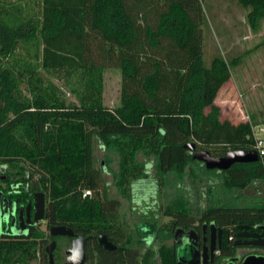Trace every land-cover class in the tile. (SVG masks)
I'll return each instance as SVG.
<instances>
[{"label":"trees","instance_id":"obj_1","mask_svg":"<svg viewBox=\"0 0 264 264\" xmlns=\"http://www.w3.org/2000/svg\"><path fill=\"white\" fill-rule=\"evenodd\" d=\"M47 1L0 0V160L13 168L23 164L29 195L43 192L47 226L65 225L86 238L120 227V202L107 195L92 165L94 136L117 150L123 194L145 179L144 164L136 161L140 151L154 155L158 174H164L191 162L200 167L186 142L214 156L255 149L250 123L232 127L221 121L220 107L212 101L236 60L214 56L204 64L202 0H79L77 55L65 53L71 61L57 64L40 59V41L59 35L65 25L62 9L52 8L49 20L42 21L39 10L49 9ZM234 1L247 8L246 20L257 29L264 0ZM18 48L24 52L20 58L14 52ZM40 67L61 79L76 102L68 101L51 79L40 77ZM106 68L120 75L113 106L102 101ZM23 78L29 96L18 89ZM219 172L228 187L243 188L251 178L264 181V156ZM158 184L163 185L161 178ZM164 211L191 219L182 208ZM199 213L221 226H264V197L255 206L216 204ZM36 247L35 240H1L0 264H28ZM117 252L105 251L108 264L119 259Z\"/></svg>","mask_w":264,"mask_h":264},{"label":"rangeland","instance_id":"obj_2","mask_svg":"<svg viewBox=\"0 0 264 264\" xmlns=\"http://www.w3.org/2000/svg\"><path fill=\"white\" fill-rule=\"evenodd\" d=\"M16 2L17 0H8ZM49 9L41 11L42 21L49 20V11L62 9L65 25L62 32L40 41V59L42 63H68L71 58L65 53L77 55L79 43V0H48ZM40 3L35 7L36 10ZM205 22L202 25L203 61L206 66L214 56H221L227 61L236 60L230 65L228 78L218 87L213 103L220 107V120L236 126L248 122L254 138L264 139V17L257 29H251L247 20V8L234 0H202ZM20 58L23 50L16 49ZM23 54V55H22ZM74 60V59H73ZM37 73L42 78H49L66 92L68 101H75L73 94L63 86L62 80L51 70L40 67ZM119 71L106 68L103 72L102 101L106 106L118 103L120 95ZM18 89L22 95L29 96V88L23 78ZM155 156L136 154V161L144 164V177L133 182L126 194L118 186L119 154L104 140L94 136L92 139V165L100 171L109 197L120 201L121 220L127 238L132 242L135 236L134 224L151 222L154 226L167 219L165 208H182L194 214L216 204L231 206H255L263 201L264 181L251 178L245 187L233 188L225 185L224 170L206 169L202 162L194 166L191 162L182 169L158 174ZM200 163V164H199ZM192 171H190L191 169ZM228 170V169H227ZM160 178L163 185H159ZM39 231L47 237L45 221L40 223ZM134 238V240H133ZM137 240V239H136ZM142 252V242L140 243ZM263 251V250H260ZM30 264H36L35 262Z\"/></svg>","mask_w":264,"mask_h":264},{"label":"flooded vegetation","instance_id":"obj_3","mask_svg":"<svg viewBox=\"0 0 264 264\" xmlns=\"http://www.w3.org/2000/svg\"><path fill=\"white\" fill-rule=\"evenodd\" d=\"M25 172L23 164L13 168L10 161L0 160V241L35 240L37 242L35 257L28 264L33 262L42 264L43 259L46 264H51L46 250L51 241L55 243L52 249V264H64L72 240L79 235L83 238L85 254L83 264H108L104 253L113 250L118 251L119 259L112 264H241L244 258L252 253L264 254V248L249 243L254 239L251 233H260L264 230L262 224L221 226L214 221L203 220L200 213L193 212L189 221L175 217L179 214L163 211L167 219L159 225L154 226L155 223L151 222L135 223L137 240L134 242L127 238L121 220L120 206L118 221L120 227L112 232L113 234L97 233L86 238L72 230V235H52L51 226H47L44 216L40 221L33 220L35 194L41 191L31 192L29 195ZM43 220L48 230L47 237L39 231ZM23 223L28 224L27 233L19 234L17 231ZM238 225L248 227L241 229L237 227ZM99 235H104L112 247L107 248L100 243ZM141 242L144 251L147 249L148 252L141 251ZM39 245H43L44 254L40 252ZM99 247L105 251L101 252ZM227 249L229 254L224 253Z\"/></svg>","mask_w":264,"mask_h":264},{"label":"water","instance_id":"obj_4","mask_svg":"<svg viewBox=\"0 0 264 264\" xmlns=\"http://www.w3.org/2000/svg\"><path fill=\"white\" fill-rule=\"evenodd\" d=\"M184 147L188 149L191 157L203 163L206 169L227 170L235 163L255 162L258 160V154L255 149H228L222 155L214 156L206 149H197L193 142H186ZM34 222L43 219L45 212V202L43 192H37L35 194L34 202ZM213 225V223H212ZM238 228H247V225H238ZM263 227V226H259ZM28 230V224L23 223L20 225V229L17 231L19 234H26ZM50 234L52 235H72V229L65 225H53L50 227ZM254 237L249 243L264 248V230L260 233H251ZM98 239L100 243L105 247L111 248L112 245L107 241L104 235H99ZM54 241H51L46 250L49 254V260L52 264V249L54 247ZM69 254L64 264H83L85 254L83 249V238L79 235L72 240L71 247L67 250ZM241 264H264V254L252 253L246 256Z\"/></svg>","mask_w":264,"mask_h":264},{"label":"built area","instance_id":"obj_5","mask_svg":"<svg viewBox=\"0 0 264 264\" xmlns=\"http://www.w3.org/2000/svg\"><path fill=\"white\" fill-rule=\"evenodd\" d=\"M254 133V132H253ZM255 150L257 151L258 156H264V139L255 138ZM89 190L84 191V195L88 194Z\"/></svg>","mask_w":264,"mask_h":264},{"label":"crops","instance_id":"obj_6","mask_svg":"<svg viewBox=\"0 0 264 264\" xmlns=\"http://www.w3.org/2000/svg\"><path fill=\"white\" fill-rule=\"evenodd\" d=\"M205 168V167H204Z\"/></svg>","mask_w":264,"mask_h":264}]
</instances>
